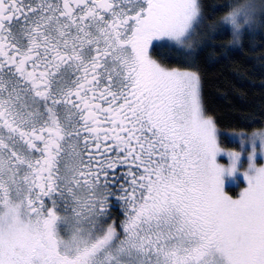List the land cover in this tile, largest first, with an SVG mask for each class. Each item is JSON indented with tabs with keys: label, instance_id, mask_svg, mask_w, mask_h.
<instances>
[{
	"label": "snow or ice",
	"instance_id": "1",
	"mask_svg": "<svg viewBox=\"0 0 264 264\" xmlns=\"http://www.w3.org/2000/svg\"><path fill=\"white\" fill-rule=\"evenodd\" d=\"M226 7L0 0V264H264V131L225 153L201 75L167 66L264 33V0Z\"/></svg>",
	"mask_w": 264,
	"mask_h": 264
},
{
	"label": "trees",
	"instance_id": "2",
	"mask_svg": "<svg viewBox=\"0 0 264 264\" xmlns=\"http://www.w3.org/2000/svg\"><path fill=\"white\" fill-rule=\"evenodd\" d=\"M254 2L259 5L262 0H202L206 9H222L210 21L217 25L230 11L226 5L240 8ZM206 38L193 40L189 49L177 48L167 66L201 75L206 115L216 122L220 146L234 148L225 137L250 135L264 128V33L243 38L240 50L232 53H227L230 35L201 51ZM112 211L119 222V209Z\"/></svg>",
	"mask_w": 264,
	"mask_h": 264
},
{
	"label": "rangeland",
	"instance_id": "3",
	"mask_svg": "<svg viewBox=\"0 0 264 264\" xmlns=\"http://www.w3.org/2000/svg\"><path fill=\"white\" fill-rule=\"evenodd\" d=\"M191 44H192V46H193V41L191 42ZM187 47V46H186ZM178 49H183V48H180V47H177ZM187 49H189L188 47H187ZM187 71H192V70H187ZM260 131H264V128L263 129H261ZM259 132V131H258ZM251 135L252 134H250V135H248L250 138H251ZM231 137V136H230ZM218 141H219V139H218ZM229 143L232 145V146H234V148H224V147H221L222 148V150L225 152V153H227V152H230V151H239V148H238V146L234 143V142H230L229 141ZM221 158V159H220ZM218 160H219V162L220 163H222V164H225V165H227V162H228V158H227V156L225 155V156H223V157H219L218 158ZM246 167V166H245ZM245 169H240V172L242 173L243 171H244ZM244 186H246L243 182H241V183H239V184H236V183H233V182H231V181H229L228 183H227V185H226V187L227 188H231L232 189V191H229V195H231V196H233V198H236L238 195H239V193H240V191H242L243 190V187Z\"/></svg>",
	"mask_w": 264,
	"mask_h": 264
},
{
	"label": "bare ground",
	"instance_id": "4",
	"mask_svg": "<svg viewBox=\"0 0 264 264\" xmlns=\"http://www.w3.org/2000/svg\"><path fill=\"white\" fill-rule=\"evenodd\" d=\"M255 3V2H254ZM259 4V3H258ZM240 7V6H239ZM238 8V7H237Z\"/></svg>",
	"mask_w": 264,
	"mask_h": 264
}]
</instances>
